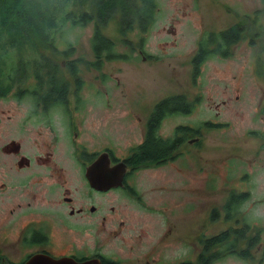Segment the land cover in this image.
Here are the masks:
<instances>
[{"label":"flooded vegetation","instance_id":"obj_1","mask_svg":"<svg viewBox=\"0 0 264 264\" xmlns=\"http://www.w3.org/2000/svg\"><path fill=\"white\" fill-rule=\"evenodd\" d=\"M138 50L143 58H150L149 54L144 53H147L145 49ZM197 51L191 59L193 77ZM66 54L69 53L64 49L55 55L61 63L43 54L53 61L46 64V67L54 66L62 70L57 74L60 76L57 84L42 88L40 93L30 89V93H36V96H27L26 90L20 91L24 97L32 98L36 106L43 109L32 111L24 125L19 120L14 121V138L0 146V153L7 158L5 162H12L9 166L12 173L22 174L35 168L34 174L27 179L19 182L9 179V183L0 184L1 191L13 189L16 207L10 214L14 220L5 226L13 229L20 253L15 259L0 248V264H29L34 258L42 259L34 264H52L55 261L82 264L93 260H99L101 264H169V259L174 260V264H213L228 257L248 264H264V211H260L264 210V191H256L254 177L251 178L248 172L252 162L257 166L262 163L260 157H264V96L259 98L256 109L250 112L251 117H246V113H236L246 125H255L245 131V141H239L245 146H251L254 142L255 150L251 158H247L239 147L227 150L224 166L231 173L225 179L229 180L226 186L228 189L220 196L222 191L213 190L210 182L206 185L208 190L198 191L195 187L187 192L190 186L186 188L188 180L184 175L196 168L198 151L204 146L205 135L232 126L230 120L217 119L220 116L218 109L226 107L228 101L217 102L215 109L208 110L209 114L214 115L213 118L185 123L181 122V118L194 116L206 102L201 95L171 96L184 98L189 108L185 107L186 112H163L159 107L165 99L158 100L153 110L134 111L131 107L130 111L121 112V116L113 111L85 110L89 103L83 96L85 92L92 91L106 98L108 90L102 92L101 86L104 88L106 83L89 82V76L83 74L82 69L94 72L98 77L102 76L101 82H116L119 81L114 73L116 70H109L108 65H116L118 62L95 63V55L92 62H85L74 58V52L67 59H61ZM21 94L16 95L19 97ZM44 98L55 104L47 107ZM37 99L42 102H37ZM147 99L148 95L138 97L142 103H146ZM234 99L239 102L241 96L236 95ZM103 104L110 108L108 102ZM89 113L100 115V119L95 117L96 128L86 126L84 118ZM32 119L50 125L59 122L63 127L62 133L56 132L57 129L52 126L46 129L51 131L47 134L37 130L39 137L34 141L37 148L34 155L24 150L22 142V135ZM118 119L125 121L123 127L128 131L127 137L119 141L117 146L109 140L101 142L97 138L84 136V131L89 129L97 131L101 127L116 128ZM145 149L154 150L147 153ZM63 152L65 157H61ZM167 168L174 183L180 177L184 179V200L191 201V207L185 212L180 211L183 207L181 202L176 203L178 208L171 223L151 206L149 212L148 202L144 200L145 191L142 190L144 182H137L142 172ZM168 176H160L162 183L159 190L164 188L163 183ZM175 192L178 193V189ZM123 199L127 201L126 206L135 204L145 210L146 214H157L163 230L167 223L170 224L162 241L157 244L155 241L146 242L143 247L146 246L147 250L140 257L125 260L124 263L106 254L100 239L103 229H109L112 238H117L125 230H131L132 226L128 225L127 220H120L125 215L129 218L130 212V209L125 211L126 207H117L116 201ZM191 211L186 224L182 226L179 216ZM116 224L119 231L115 228ZM156 225L158 229L157 220ZM169 239H172V254L167 258L163 244ZM126 245L130 246V251L134 250L130 241ZM182 248L189 253L184 259H181V256H185L181 255Z\"/></svg>","mask_w":264,"mask_h":264},{"label":"rangeland","instance_id":"obj_2","mask_svg":"<svg viewBox=\"0 0 264 264\" xmlns=\"http://www.w3.org/2000/svg\"><path fill=\"white\" fill-rule=\"evenodd\" d=\"M155 1L157 3L155 23L145 36V41L147 42L145 50L152 59L148 58L146 60V58H143V54L139 50L137 51L139 48V38L138 35H135L136 33L129 37L132 50L127 48L131 46L121 44L118 21L112 20L103 29V32L120 43L117 51L130 54V59L125 64L108 65L109 70H116L114 73L116 78L119 79L116 82H108L107 80L101 82L100 80H103L102 76L98 77L96 73L87 72L84 68L82 69L83 74L89 76V82L94 84L106 83L104 88L101 86L102 92L106 93L108 90L106 98L104 96H97L92 91L85 92L83 96L89 103L84 109L94 110V112L96 110L113 111L116 112L117 116H121V112L130 111L131 107L134 111L153 110L154 104L158 100L160 101L173 95L186 94L191 97L201 95L207 103H203L194 116L181 118V122L185 123L213 118L214 115L209 114L208 110L215 109L217 102L228 101L226 107L218 109L220 116L217 119L224 118L225 120H230L232 121V126L216 132H209L205 135L204 146L198 151L196 168L193 169L194 171L184 175L188 180L186 188L190 186L186 189L187 192L195 187H197L198 191L208 190L209 188L206 185L212 182L213 190L222 191L221 196L228 189L226 186L229 180L226 181L225 179L231 175L230 170L224 166L227 150L231 147L235 149L239 147L247 158H251L252 154H254L255 143L252 142L251 146H245L243 142L247 138L245 136L247 128L255 125H246L238 114L246 113V117H251L250 112L256 109L259 98L264 96V76H261L257 72L259 62L264 65V53L262 52L259 40L255 41V46H251L250 40L247 39L230 48V54L227 59L217 57L205 61L195 77L191 75L193 69L191 59L197 51L205 32L225 30L239 21V16L254 14L257 10H263L264 0ZM31 2L34 3L31 7L42 4V2L37 3L39 0H31ZM260 16L261 22L264 25V13ZM93 32V23L77 28H73L68 24L61 32L58 31L56 33L57 41L55 45H57L60 51L73 45L76 47L74 58L82 59L85 62H92L94 58L91 47ZM7 52L12 55H10L11 59H7L8 64L6 65H11L16 62V54L14 51ZM32 58L33 56H28L24 60L26 68L32 67L34 63ZM16 94V89H13L4 98L0 99V146L6 142H10L14 138V121L19 120L20 124L24 125L28 121L27 116H31L32 111L43 109L41 106L37 107L32 98L24 97L22 94L20 97H17ZM142 95H148L146 103L138 100V97H142ZM236 95L241 96L239 102L234 99ZM106 102H108L110 108L103 104ZM141 112L149 113V111ZM95 117L100 119V115L96 113L94 115L93 113H89L84 118L85 122L87 121V127L96 128L97 119ZM124 122L123 119H118L116 128L108 126L98 128L97 131L89 129L84 131V136L86 138L90 136L93 139L97 138L101 142L109 140L117 146L119 141L127 137L128 129L123 127ZM171 125L173 126L172 122ZM49 126L56 128V132L62 133L63 131V127L59 122H54L50 125L45 121L30 120L28 129L22 135L24 150L27 153L31 155L36 154L37 148L34 141L38 140L39 137L36 131L41 130L47 134V132H51L50 130H46ZM168 132L169 129L166 133ZM59 137L62 138L61 135ZM241 140L243 142L239 143ZM61 157H65L64 152ZM260 160L262 163L257 166L255 162H252V168L248 172L251 178L254 177L256 191L263 192L264 157H260ZM5 161H7V158L0 153V184L3 182L9 183V179L19 182L31 177L35 172V168H33L22 174L12 173L9 169L12 162ZM238 174L240 173L238 172ZM161 175L169 176L164 177V188L159 190V186L162 183L160 179ZM137 182H144L142 190L145 191L144 200L148 202L149 212L151 211V207L155 208L169 223L174 221L175 211L178 208V205L175 206L176 203L181 202L180 205L183 206L180 209L181 212L188 211L191 207V201L185 202L184 200V179L180 177L174 183L173 176H171L168 168L161 171L142 172ZM177 189L178 193L175 192ZM13 195V189L7 192L0 190V243L2 242L0 248L5 253H8L10 257L16 259L20 256L17 250V238L12 232L13 229L5 226L14 220V217L10 214L13 208L16 207ZM187 198L188 196L186 195L185 199ZM212 201L215 202V199ZM116 202L118 208L126 207L125 211L130 209L129 218L125 215L120 217V220H127L128 225L132 226L131 230H125L117 238H112L109 235L110 230L103 229L100 232V239L104 243L103 251L106 254L113 255L115 259L121 260L124 263L125 260L140 257L147 250L146 246L143 247L146 242L152 243L155 241V244H157L159 241H162L164 232L169 229L170 224L167 223L163 230L160 224L161 220L157 214H146L145 210H142L135 204L126 206V199L117 200ZM260 211L263 212L264 210L261 209ZM181 212H179L180 215L182 214ZM191 213L192 211L186 215L179 216L181 217L182 226L186 224L188 216ZM156 220L159 225L158 229ZM115 228L118 229V224H116ZM141 228L144 230H141ZM88 241L92 242V239ZM128 241H130L131 246L133 245V251H130V246L126 245ZM171 241L172 239H169L163 244L164 253L167 258L172 254ZM181 255H185L181 256V259H184L188 257L189 253L182 248ZM168 262L169 264L175 263L172 259H169ZM213 264L248 263L228 257Z\"/></svg>","mask_w":264,"mask_h":264},{"label":"trees","instance_id":"obj_3","mask_svg":"<svg viewBox=\"0 0 264 264\" xmlns=\"http://www.w3.org/2000/svg\"><path fill=\"white\" fill-rule=\"evenodd\" d=\"M41 2L40 6L31 7L34 4L31 0H0V98L13 89H16L17 94L26 90L27 96H36V93H30V89L40 93L42 88L57 84L60 77L57 74L62 70L54 66L46 67V64L53 61L45 55L52 56L57 63H61L55 56L61 52L55 45V35L68 24L77 28L93 23L91 47L95 63H121L129 60L130 54L117 51L119 44L131 46L129 37L135 33L139 38L138 47L144 51L147 43L145 36L155 23L157 9L155 0H39L37 3ZM263 13L264 9L257 10L254 14L239 16L240 20L225 30L205 32L194 58L195 75L205 61L217 57L227 59L230 48L247 39L251 46H255V41L259 40L264 53V25L260 16ZM112 20L118 21L120 43L103 32ZM75 48L73 45L67 47L69 54L61 59L71 56ZM127 48L133 49L132 46ZM7 51H14L16 54V62L11 65H6L7 59H11L12 55ZM144 53L147 55L145 51ZM28 56H33L34 63L32 67L26 68L24 60ZM257 72L264 76V65L261 62ZM36 101L42 102L39 99ZM44 104L51 107L55 103L44 98ZM185 107L189 109L184 98L174 96L163 100L159 109L163 112L170 111L169 113L176 110L186 112ZM153 150L145 149V152L151 153Z\"/></svg>","mask_w":264,"mask_h":264},{"label":"water","instance_id":"obj_4","mask_svg":"<svg viewBox=\"0 0 264 264\" xmlns=\"http://www.w3.org/2000/svg\"><path fill=\"white\" fill-rule=\"evenodd\" d=\"M41 261H42V259L34 258V259H32V262H30V263L34 264L35 262L37 263V262H41ZM52 264H64V263H62L61 261L60 262L55 261ZM82 264H101V262L99 260H93V261H89V262L82 263Z\"/></svg>","mask_w":264,"mask_h":264}]
</instances>
